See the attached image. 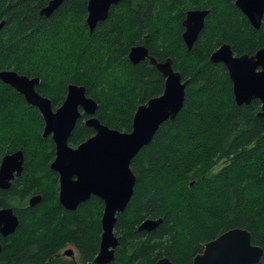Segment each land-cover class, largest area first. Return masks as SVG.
<instances>
[{"label":"trees","instance_id":"16d2710c","mask_svg":"<svg viewBox=\"0 0 264 264\" xmlns=\"http://www.w3.org/2000/svg\"><path fill=\"white\" fill-rule=\"evenodd\" d=\"M50 1L0 0V72L40 78L37 90L54 109L63 104L70 84L85 86L99 104L101 123L130 132L138 107L165 87L148 60L130 61L131 49L140 45L159 62L171 58L189 81L183 109L132 161L137 182L118 216L121 246L110 264H156L163 258L193 264L208 242L234 228L248 230L252 243L264 249L262 103L238 106L227 69L210 62L223 44L236 55L264 48V17L254 28L236 0H124L91 32L89 0H63L51 15L41 14ZM194 9L209 13L188 50L182 22ZM44 126L40 111L0 79V165L8 154L25 155L21 176L0 191V208L12 207L20 220L15 233L2 238L0 262L94 264L103 202L93 197L75 211L58 202V175L50 168L55 144L43 137ZM93 134L80 120L70 144ZM35 195L41 202L29 207ZM146 220L161 223L140 231ZM71 246L77 262L62 255Z\"/></svg>","mask_w":264,"mask_h":264},{"label":"water","instance_id":"95a60500","mask_svg":"<svg viewBox=\"0 0 264 264\" xmlns=\"http://www.w3.org/2000/svg\"><path fill=\"white\" fill-rule=\"evenodd\" d=\"M63 0H51L41 14L51 15ZM124 0H89L87 25L92 32L104 22L113 6ZM236 7L250 24L259 29L264 17V0H236ZM207 10H190L182 22V38L191 50L199 34L205 27ZM4 22L0 23V32ZM133 64L149 59L150 64L165 78L163 93L138 107L134 114L132 130L122 132L101 123L96 117L99 104L87 95L85 86L70 84L63 104L53 108L52 100L38 92L40 78L21 75L13 70L0 72V79L21 94L26 102L36 107L44 119L43 137H52L56 147V157L51 169L60 176V204L69 211L92 197L104 203L101 218L102 236L99 253L94 264H110L115 260L121 238L116 235L118 216L128 207L137 182L131 168L133 159L149 145L159 128L167 121L174 120L183 109L189 81L173 67L168 58L159 62L144 46L133 47L129 53ZM210 62L224 64L233 83L234 99L238 106L250 105L259 100L262 103L260 117L264 118V48L254 55L235 56L229 44L215 51ZM82 111L90 116L86 125L95 130V135L77 148L69 145ZM25 155L22 150L6 155L0 165V191L11 188L12 181L24 170ZM41 198L31 200V206ZM161 220H146L140 231L156 229ZM19 224L12 208L0 210V234H13ZM2 245L0 241V253ZM70 255L72 252H67ZM264 249L252 243V235L246 229H231L205 245L203 253L194 258L193 264H259ZM156 264H172L167 258Z\"/></svg>","mask_w":264,"mask_h":264},{"label":"flooded vegetation","instance_id":"af4514ba","mask_svg":"<svg viewBox=\"0 0 264 264\" xmlns=\"http://www.w3.org/2000/svg\"><path fill=\"white\" fill-rule=\"evenodd\" d=\"M224 45V44H223ZM230 45V44H229ZM231 46V45H230ZM221 47V46H220ZM219 47V48H220ZM232 47V46H231ZM218 48V49H219ZM217 49V50H218ZM216 50V51H217ZM232 50H233V48H232ZM234 52V51H233ZM235 54V53H234ZM242 55H245V54H242ZM250 55V54H249ZM252 55H254V54H252ZM235 56H241V55H236L235 54ZM211 57V56H210ZM148 61H149V59H147ZM149 63H150V61H149ZM218 64H221V63H218ZM225 68H226V66L224 65V64H222ZM153 66V65H152ZM155 67V66H154ZM156 68V67H155ZM157 69V68H156ZM227 69V68H226ZM227 71H228V69H227ZM161 74V73H160ZM162 75V74H161ZM228 75H229V72H228ZM163 76V75H162ZM229 78H230V76H229ZM231 80V79H230ZM185 81V80H184ZM232 82V81H231ZM233 84V83H232ZM49 98V97H48ZM53 104V103H52ZM54 108V107H53ZM59 108V107H58ZM55 109H57V108H55ZM42 116V115H41ZM97 117V116H96ZM90 118V116H88V115H86L83 111H82V116H81V118L78 120V122L80 121V120H83V122H84V124L86 125V121L88 120ZM98 118V117H97ZM99 119V118H98ZM78 122H77V124H78ZM76 124V125H77ZM87 126V125H86ZM88 127V126H87ZM90 128V127H89ZM91 129H93V128H91ZM75 130V129H74ZM93 131H94V134L91 136V137H93L94 135H95V130L93 129ZM72 136V135H71ZM49 137H51V136H49ZM90 137V138H91ZM71 138V137H70ZM70 138H69V145L72 147V148H77L80 144H82L83 142H85V141H87V140H85V141H83L82 143H80V144H78V145H71L70 144ZM51 139H52V137H51ZM55 157H56V147H55ZM55 159V158H54ZM54 161V160H53ZM53 163V162H52ZM51 163V164H52ZM50 168H51V166H50ZM54 172V171H53ZM55 173H57V172H55ZM57 175H58V180H59V192H58V202H59V193H60V176H59V174L57 173ZM17 178V177H16ZM15 178V179H16ZM14 179V180H15ZM13 180V181H14ZM12 181V182H13ZM36 197H40L41 198V196L40 195H35V196H32V197H30V199L28 200V205H29V207H33V206H31V200L33 199V198H36ZM93 198V197H92ZM97 198V197H96ZM42 199V198H41ZM99 199V198H98ZM89 200H91V199H89ZM88 200V201H89ZM40 202H41V200H40ZM39 202V203H40ZM87 202V201H86ZM103 202V201H102ZM38 203V204H39ZM60 203V202H59ZM85 203V202H84ZM38 204H36V205H38ZM83 204V203H82ZM35 205V206H36ZM81 205V204H80ZM79 205V206H80ZM6 208H12V207H4V208H0V210H2V209H6ZM79 208V207H78ZM13 209V208H12ZM14 210V209H13ZM67 210V209H66ZM69 211V210H68ZM103 212H104V203H103ZM103 212H102V215H103ZM14 213H15V215L17 216V214H16V212H15V210H14ZM18 217V216H17ZM101 218H102V216H101ZM18 220H19V217H18ZM19 222H20V220H19ZM18 226H19V224H18ZM18 228V227H17ZM15 233V232H14ZM13 233V234H14ZM12 235V234H11ZM11 235H9V236H11ZM117 235V234H116ZM9 236H7V237H9ZM101 236H102V232H101V235H100V240H99V248H100V242H101ZM118 236V235H117ZM7 237H3L1 234H0V241H1V245H2V247H3V243H2V238H7ZM118 237H120V236H118ZM121 238V237H120ZM121 246V245H120ZM119 246V247H120ZM118 247V248H119ZM2 251V250H1ZM72 252V254H70V255H68V254H66L67 252ZM98 253H99V250H98ZM62 255L65 257V258H68V259H75L76 260V262H77V259H78V251L75 249V248H73L72 246L71 247H69V248H66V250L64 251V252H62ZM98 255V254H97ZM97 257V256H96ZM0 264H4V263H1L0 262Z\"/></svg>","mask_w":264,"mask_h":264},{"label":"rangeland","instance_id":"374dc122","mask_svg":"<svg viewBox=\"0 0 264 264\" xmlns=\"http://www.w3.org/2000/svg\"><path fill=\"white\" fill-rule=\"evenodd\" d=\"M221 167H222V166H219V167H217L216 169H214L213 173L218 172V171L220 170Z\"/></svg>","mask_w":264,"mask_h":264}]
</instances>
